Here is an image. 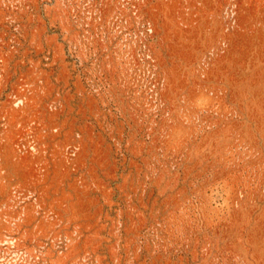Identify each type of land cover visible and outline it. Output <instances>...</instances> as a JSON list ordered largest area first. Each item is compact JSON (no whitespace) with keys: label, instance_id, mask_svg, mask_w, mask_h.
Returning a JSON list of instances; mask_svg holds the SVG:
<instances>
[{"label":"rangeland","instance_id":"1","mask_svg":"<svg viewBox=\"0 0 264 264\" xmlns=\"http://www.w3.org/2000/svg\"><path fill=\"white\" fill-rule=\"evenodd\" d=\"M0 264H264V0H0Z\"/></svg>","mask_w":264,"mask_h":264}]
</instances>
